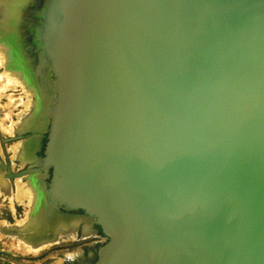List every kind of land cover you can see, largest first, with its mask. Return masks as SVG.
<instances>
[{"label": "water", "instance_id": "obj_1", "mask_svg": "<svg viewBox=\"0 0 264 264\" xmlns=\"http://www.w3.org/2000/svg\"><path fill=\"white\" fill-rule=\"evenodd\" d=\"M17 13L0 21L5 69L30 112L49 80L48 139L39 167L6 168L51 174L16 237L39 245L62 209L82 210L105 238L93 264H264V0H22Z\"/></svg>", "mask_w": 264, "mask_h": 264}, {"label": "flooded vegetation", "instance_id": "obj_2", "mask_svg": "<svg viewBox=\"0 0 264 264\" xmlns=\"http://www.w3.org/2000/svg\"><path fill=\"white\" fill-rule=\"evenodd\" d=\"M26 1L31 2L32 0ZM31 63L32 62L30 61L28 65L31 66ZM23 72L26 76L27 72L25 70ZM39 79L40 77L35 80L38 85L37 89L40 84L36 98L38 103L37 108L32 110V112H23L25 114L24 118L21 121L20 126H17L16 129H14L13 133L4 134L0 129V185L5 189L10 188L12 192H14L16 188V182L19 179L33 190L35 196H37V194L41 195L44 193L43 182H49L51 171L49 170V175L31 172L25 173L18 178L11 179L8 175L6 166H9L13 172L24 171L26 169H32L40 166V158L44 155L46 142L48 139V124H46V118L43 115V111L39 110V107L42 103H45L43 100H46V96H44L46 95V89L48 90L49 88L50 90L51 86L49 84V80H47L45 83H40ZM30 82L34 84V81ZM17 120L18 116H16V120H14V122H17ZM3 139H5V141H3ZM13 143H19L15 156H12L13 154L9 150V145H12ZM35 196L33 208L38 206V208L41 209L43 206V203H41L42 197L40 198V202L37 205V201L35 202ZM60 212L62 214H67L65 215V219H53L52 226H50V224L49 226L46 225L45 231L43 232L48 235V239L46 238L44 241L54 240L55 238L59 237L60 233H69L72 228L77 231L78 236L80 237L82 236L83 231H86L88 235L83 237L84 240L79 239L80 241L77 243V246L86 245L87 247L72 254L66 259L65 264H93L97 258V248L102 242L99 238L101 235H104L99 225L92 216L82 210L66 211L62 209ZM9 229H13L14 231L9 233ZM0 230L11 236H16L14 233L20 230H22V233H27L26 230H23V227L17 226L16 222L10 223L9 225L1 224ZM31 230L32 233L37 231L35 226H33ZM31 230L29 231L31 232ZM87 238H93V244L87 243L85 240ZM1 239L2 238H0L1 244H3L4 242ZM9 242H11V240ZM1 255H6L8 257H20L15 253H10L2 246L0 247V261L5 264L1 259ZM25 258L32 259L35 258V256H29Z\"/></svg>", "mask_w": 264, "mask_h": 264}, {"label": "rangeland", "instance_id": "obj_3", "mask_svg": "<svg viewBox=\"0 0 264 264\" xmlns=\"http://www.w3.org/2000/svg\"><path fill=\"white\" fill-rule=\"evenodd\" d=\"M3 72L4 70L0 66V74ZM5 82L4 79L1 77L0 122H3V124L9 129L12 128L13 122L14 120H16V116H18L19 113L25 111L24 102L28 99V97L25 90L22 89L21 86H13L8 89L2 90L1 84H4ZM10 95L14 96V101L11 105H7ZM1 131L4 134H8V132L3 131L2 129ZM14 144L15 143L9 145L10 151L11 147ZM16 184L17 186L15 188V191L12 192V190L9 188L8 193L4 192L2 187L0 186V225H9L10 223L16 222L18 226L26 218L27 213L30 211V202H33L34 199L33 192H28L27 189H24V183L21 182L19 179L17 180ZM19 189L23 192V195H25L23 200H19L16 197L17 191ZM18 203H20L21 205ZM85 232L86 231H83L82 236L80 237L77 235V231L72 228L68 234L61 233L58 240H56L50 246H46L41 250L37 251V249H35L34 247H30L29 245L25 246L21 244H19L18 247H21L22 249H18L16 245L18 243L19 237L8 235L0 230V238H2L1 240L4 242L3 244H1L0 241V247L2 246L10 253H15L20 256L8 257L6 255H1V259L5 264H65L66 259L69 258L72 254L87 247L86 245L77 246V243H79L81 239L84 240L83 237H86L88 235V233ZM99 239L103 241L105 239L104 235H101ZM10 240L11 242H9ZM20 240L21 239H19V241ZM85 240L87 241V243L90 244H93L92 241H94L93 238H87ZM20 243H22V241H20ZM29 256H35V258H25Z\"/></svg>", "mask_w": 264, "mask_h": 264}, {"label": "bare ground", "instance_id": "obj_4", "mask_svg": "<svg viewBox=\"0 0 264 264\" xmlns=\"http://www.w3.org/2000/svg\"><path fill=\"white\" fill-rule=\"evenodd\" d=\"M20 2H22V0H0V21L1 22L4 21L6 23L7 22L10 23L12 21V23H13L15 21V19L17 18V16H18L17 6H18V4ZM0 66L4 70V72L0 74V78L2 77L4 79V82L6 81L4 84L3 83L1 84L2 90L3 89L4 90L5 89H8V88L13 87V86L14 87L21 86L22 89L25 90V92L27 94V97H28V99L24 102V108H25V111L27 113L29 111V109L33 105L31 91L25 86L24 82L20 79V77L18 76L17 72L7 71L5 69V67H6V54H5V47H3L2 44H0ZM13 98H14V96L13 95H10V98H9V101H8L7 105H9V104L11 105L12 104V102L14 101ZM24 115L25 114L23 112L22 113H19L17 122H13L12 128H9V129L3 124V122H0V129H2L5 132H8V133H13L14 132V129H16L17 126H20V123L23 120ZM18 146H19V143H15L11 147V151H12V154H13L12 156H15V154L17 152V149H18ZM16 186H17V184H16ZM23 187H24V189H27L28 192L29 191H32L33 192V190L27 184L24 183L23 184ZM2 189L6 193L9 192V188L8 189H5L4 187H2ZM26 194H28V193H26ZM33 194H34V192H33ZM34 196H35V194H34ZM16 197L19 200H23V198L25 197V195H23V192L19 189L17 191ZM33 201H34V199H33ZM32 208H33V202H30V211L27 213L26 218L18 226L23 225L24 223H26L29 220V215L31 213V209ZM85 233H87V232H85ZM58 238H55L54 240H50V241H43L39 245H34L31 242H28V241H25V240H22L21 239L20 241H22V243H23L22 244V243H20V241H19L20 238H19L18 239V243H17L16 246L18 247L19 244L25 245V246L26 245H29L30 247H34L35 249H37V251H39V250H41L42 248H44L46 246H50L52 243H54L56 240H58ZM18 249H22V248L21 247H18Z\"/></svg>", "mask_w": 264, "mask_h": 264}]
</instances>
